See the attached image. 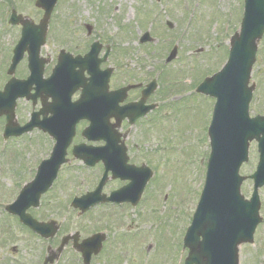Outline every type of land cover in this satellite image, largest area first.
Returning <instances> with one entry per match:
<instances>
[{
	"label": "rangeland",
	"instance_id": "1",
	"mask_svg": "<svg viewBox=\"0 0 264 264\" xmlns=\"http://www.w3.org/2000/svg\"><path fill=\"white\" fill-rule=\"evenodd\" d=\"M33 1L0 0V15L4 14L5 18L6 12L9 13L10 9L14 7L19 13L38 21L43 12L35 5L32 6ZM159 1L60 0L51 17V19L54 17L51 25L53 27L52 34H48L49 39L41 51V54L56 56L61 48L76 50L75 39L70 38L73 42L65 43L68 39L60 37V34H63L62 32L67 29L70 33L65 32V35H75L77 38L81 33L84 35V25L89 23L95 27V39H100L99 37L103 36L105 41H102L106 46L110 43L115 45L118 42L119 52L120 49L126 48L124 52L126 57L121 59L116 53H113L108 62L113 65L120 63L118 74L134 82L147 81L155 70L165 64L168 53L167 47L164 46L165 43L171 42L179 31L187 33V37H184L180 42L177 57L170 63L171 67L169 66L166 70L168 72L172 70L174 72L172 76L176 77L175 82L181 83L182 86L173 89L166 98L163 97V99H169L167 100L169 105L163 111L165 117L161 115L156 117L155 127L151 130L152 134H149L148 141H145L147 142L146 154L148 155L146 160L153 167L154 176L145 188L142 202L135 208L137 211L132 212V208L124 206L128 213L132 212L125 222L131 223L132 229L137 227L138 222V227L134 230L128 228L114 230L116 242L97 264H180L183 257L182 238L205 179L210 148L208 127L214 103L210 97L196 93L194 85L203 74L218 70L225 62L224 59L228 56L226 47L229 46L228 39L235 30L238 21V3L237 0ZM198 5V9H196ZM162 6V12H160ZM190 6L192 7L188 12ZM187 12L188 15L185 17ZM167 21L172 22L171 28L167 26ZM0 25H2V18H0ZM116 28L119 29L118 41L116 35H112L117 30ZM147 30L151 31L155 42L152 45L142 46L138 37ZM1 34L5 38H0V63L4 54H7L11 47L13 37L16 38L18 33L14 29L8 31L0 27ZM91 38L93 40V35ZM2 69L0 66V74ZM172 76H169L167 81L173 80ZM164 78L166 79V77ZM252 81L258 83L255 99L251 103V114L254 115L256 112L264 111V49L259 53L253 68ZM175 82L172 81V83ZM161 83L163 86H167L165 82L161 81ZM24 108L27 114V110L30 109L29 105ZM136 129L139 130V126L133 129L135 139L137 142L143 143L146 138ZM41 135L35 131L26 134L17 142H13L10 148L12 152H18L20 156L23 154L25 157L28 145L31 143L36 145ZM144 145L142 144L139 155H143ZM40 152L35 149V154ZM139 155L137 151L134 160L141 161ZM257 158L254 146L250 153V160L241 173L250 174L255 168ZM72 173L74 170L64 171L63 175L68 176ZM76 173L83 176L85 181L87 180V171L80 170ZM65 179L66 177L62 176L58 178L55 191L49 194L51 200L45 197L40 209L34 211L35 216L46 220L55 219L63 223L61 232L54 239L57 237L60 239L61 235L67 231L75 232L77 230L83 237L96 228L93 225L94 222H91L92 213L87 216H79L77 211L72 210L70 213L65 211L64 203L71 193L69 190L71 188H65L66 183L59 186V183ZM27 180V177H24L22 182ZM76 180L78 179L74 176L70 181L71 184H75ZM19 187L21 186L14 185L9 178L0 176V198L6 199V202H13L17 198L20 193ZM85 187L87 188V186ZM242 189L246 195H249L252 182L245 181ZM68 190L69 192H67ZM84 190L82 184V191L84 192ZM54 200L61 203L59 210L54 207L55 203L52 202ZM262 200L264 202V191ZM97 212H94L96 214L94 219L98 223V228L112 226L110 222L112 218L108 216L110 210ZM120 216L125 217L124 214H120ZM262 216L264 218V205ZM4 222L6 223V219L1 217L0 223ZM115 225L119 227L122 224L116 220ZM13 227L17 232L20 231V226L17 224ZM4 228L6 229V227ZM1 235L5 236V233H1ZM259 235L261 236L259 237ZM255 237L257 244L260 241L259 238L264 239V225L258 230ZM7 238L11 242L4 252L14 255L19 260L24 259L21 264H37L44 247L43 243L28 235L23 237L21 233L20 238H14L9 233ZM56 245L57 243L53 248ZM12 246H15L13 250ZM253 254L254 257L257 254L255 249ZM65 261L66 256L58 264H65ZM240 261L241 264L254 263L251 262V259L245 258V252L243 256L240 255ZM256 264L261 263L257 262Z\"/></svg>",
	"mask_w": 264,
	"mask_h": 264
},
{
	"label": "water",
	"instance_id": "2",
	"mask_svg": "<svg viewBox=\"0 0 264 264\" xmlns=\"http://www.w3.org/2000/svg\"><path fill=\"white\" fill-rule=\"evenodd\" d=\"M47 16L48 14H46L42 24L38 27L40 29L37 34L38 38L42 37L45 32ZM250 18L251 17H248V21ZM26 22L27 21H23V23ZM240 40L241 39L239 37H234L232 39L231 62L226 66L225 70L222 73H218L214 77L207 79L202 86L208 91H213V94L218 97V103L215 109L213 122L214 128L213 133L211 134L212 154L210 159V170L213 176L216 175L215 178L218 177V179L223 181L224 184L219 186V184L213 182V177H211L207 183L203 197L199 204V209L198 213L196 214L194 224L189 230V235L191 238V241L189 242L191 253L186 264H220L222 260L223 247L221 248V255H219L220 249H217V246L204 243V240L199 241V235L204 236L207 232L222 235L225 228L228 227L233 229L235 227V229L238 231V234H243L238 239L239 241L251 240L254 228L257 221L259 220L256 200L252 204L246 203L242 201L238 193V185L241 181V178H239L238 182L237 168L241 162L240 157H242L244 154V148H242V145H246V140L244 139L242 141L240 139L239 132L237 131L235 133V129L230 127V122H234L236 116L237 125L240 127V129L242 125L243 127H248L249 131L247 132L255 131L253 129L250 130L252 121L248 119L247 115L249 96L246 95L245 83L248 79L250 68L254 61L256 45L255 41L240 42ZM41 42L42 40L39 43ZM29 43L30 41L26 42L25 46ZM231 68H236L239 81L242 77L241 85L244 97L242 99H238L237 103H235V101L229 97L228 91L224 88V85H222V74L227 73ZM232 79L233 78L230 77V80ZM206 89L205 91H207ZM230 106L232 109H237V112L234 113L231 110H225ZM222 112L227 116L229 121L227 124L228 143L221 140V130L223 126L220 120L223 119H220V116ZM232 114L234 115L233 119ZM252 137L253 136H249L248 139H252ZM261 172L262 169L260 170V173ZM260 173L257 175L258 179L262 178ZM261 184L262 183L258 185ZM220 189L221 196H218V191ZM85 203L86 205H90L91 202ZM233 212H237L240 218L230 219L229 217H233ZM44 231L47 233L46 229ZM217 255L219 256L216 257Z\"/></svg>",
	"mask_w": 264,
	"mask_h": 264
},
{
	"label": "flooded vegetation",
	"instance_id": "3",
	"mask_svg": "<svg viewBox=\"0 0 264 264\" xmlns=\"http://www.w3.org/2000/svg\"><path fill=\"white\" fill-rule=\"evenodd\" d=\"M262 42L264 43V36L262 39ZM19 73L22 75H18V77H24L26 72H25V67L24 65L20 66L19 68ZM1 88V86H0ZM142 88L136 90L137 95L141 94ZM133 100V99H131ZM125 122V121H124ZM4 124H5V117H0V144L3 142H8V141H12L15 139V137H10L9 139L3 140L1 138L3 129H4ZM42 135L39 137L38 139V143L36 145L32 144V150L33 153L30 154L28 161L26 163H21V164H15L12 158H4L0 161V165L2 163H4L5 166H11L9 169V174L6 173V175H9L11 177L14 178H21L23 176H29V177H34L35 175V163L36 161L37 166L38 164L45 158H47L50 155V152L52 150L53 144H54V140L51 138V136L47 133H41ZM129 135V134H128ZM126 136L124 139L125 144L127 145V149H126V157H127V161L129 163H134L132 160V155H133V149L135 147H137V144H132V138L130 136ZM84 142V140L81 137V134L79 132L76 133L75 137L72 139V143L69 145V147L67 148V152H68V156L71 155V151L73 149V146L79 143ZM103 142H98L96 143V145H100ZM35 149L40 150L41 152L38 153V157L35 158ZM42 155V156H41ZM137 164V163H136ZM95 167L97 168H101L103 167L102 163H98ZM124 184V182H121L120 180H116V179H110L107 184L105 185L104 189L105 192L110 193L111 191L118 189L119 187H121ZM24 228V227H22ZM32 234V233H30ZM254 249H252L253 251ZM255 251L257 252L256 256L254 257V263L256 264L257 262L264 264V247H256ZM253 253V252H252ZM252 253L250 252V250H246L245 255H252ZM79 261H81V256L80 254H78V257H76V263H79Z\"/></svg>",
	"mask_w": 264,
	"mask_h": 264
}]
</instances>
